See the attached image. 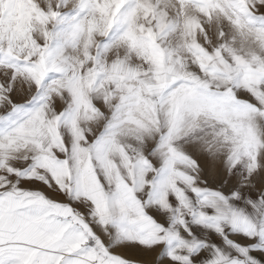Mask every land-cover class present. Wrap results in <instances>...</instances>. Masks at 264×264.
Listing matches in <instances>:
<instances>
[{
    "label": "snow or ice",
    "instance_id": "obj_1",
    "mask_svg": "<svg viewBox=\"0 0 264 264\" xmlns=\"http://www.w3.org/2000/svg\"><path fill=\"white\" fill-rule=\"evenodd\" d=\"M0 264H264V0H0Z\"/></svg>",
    "mask_w": 264,
    "mask_h": 264
}]
</instances>
